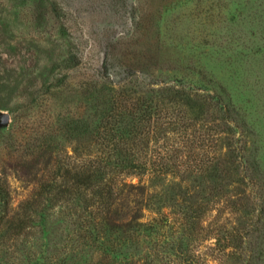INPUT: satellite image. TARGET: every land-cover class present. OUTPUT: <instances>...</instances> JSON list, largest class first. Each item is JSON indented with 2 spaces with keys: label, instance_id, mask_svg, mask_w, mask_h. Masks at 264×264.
<instances>
[{
  "label": "rangeland",
  "instance_id": "1",
  "mask_svg": "<svg viewBox=\"0 0 264 264\" xmlns=\"http://www.w3.org/2000/svg\"><path fill=\"white\" fill-rule=\"evenodd\" d=\"M165 84L218 98L235 128L226 132L200 99L176 97L171 109L211 129L207 149L217 171L189 183L187 203L204 212L198 227L167 232L166 244L144 236L131 257L136 264H264V0H0V182L11 208L34 188L25 159L48 123L58 128L52 151L85 153L111 91L153 95L163 106L155 91ZM172 147L150 142L146 153ZM172 182L142 179L151 186L145 219L155 209L171 212L179 195ZM56 224L40 227L43 243L64 237ZM67 264H100V256L81 251Z\"/></svg>",
  "mask_w": 264,
  "mask_h": 264
},
{
  "label": "trees",
  "instance_id": "2",
  "mask_svg": "<svg viewBox=\"0 0 264 264\" xmlns=\"http://www.w3.org/2000/svg\"><path fill=\"white\" fill-rule=\"evenodd\" d=\"M103 63L106 67L105 59ZM93 90L101 95L95 86ZM197 91L165 84L155 91L164 94L159 97L163 106L153 95L145 99L126 90L109 92L107 109L98 118L91 149L85 153L52 151L51 135L58 128L48 123L39 149L25 159L34 183L29 197L12 209L7 186L0 182V264H67L81 251L97 252L100 264L108 259L114 264H136L131 256L144 236L162 242L167 232L191 234L204 212L199 204L187 203L193 198L189 183L213 179L217 159L207 149L212 138L209 128L187 112L179 116L171 106H177L176 97L200 99L219 114L226 132L235 128L218 98ZM29 117L34 120V115ZM156 141H169L174 148L156 156L147 154L148 143ZM145 176L150 182L173 179L171 185L179 195L169 206L170 213L155 209L154 216L144 218L143 199L151 187L142 184ZM130 177L137 184L127 182ZM52 220L66 234L58 242L43 243L40 227Z\"/></svg>",
  "mask_w": 264,
  "mask_h": 264
},
{
  "label": "water",
  "instance_id": "3",
  "mask_svg": "<svg viewBox=\"0 0 264 264\" xmlns=\"http://www.w3.org/2000/svg\"><path fill=\"white\" fill-rule=\"evenodd\" d=\"M2 120H3V121H7V117H6V115H4V116L2 117Z\"/></svg>",
  "mask_w": 264,
  "mask_h": 264
}]
</instances>
